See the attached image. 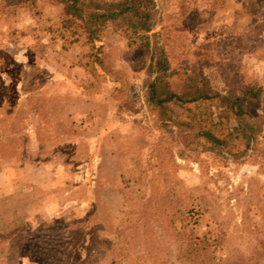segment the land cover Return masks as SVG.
Returning a JSON list of instances; mask_svg holds the SVG:
<instances>
[{
    "label": "rangeland",
    "instance_id": "374dc122",
    "mask_svg": "<svg viewBox=\"0 0 264 264\" xmlns=\"http://www.w3.org/2000/svg\"><path fill=\"white\" fill-rule=\"evenodd\" d=\"M95 1L151 31L0 0V264H264V0Z\"/></svg>",
    "mask_w": 264,
    "mask_h": 264
},
{
    "label": "trees",
    "instance_id": "16d2710c",
    "mask_svg": "<svg viewBox=\"0 0 264 264\" xmlns=\"http://www.w3.org/2000/svg\"><path fill=\"white\" fill-rule=\"evenodd\" d=\"M54 2L61 7L62 17L74 27L71 35H83L88 44L98 41L100 30L107 24H111L117 32L128 39L138 38L140 35L149 33L153 26V23L150 22V12L141 11L139 6L129 1H121L115 4L98 3L95 0H54ZM76 32H81V34L77 35ZM147 47L149 48V45ZM155 53L156 50H152L151 57L153 59ZM166 67L161 57L155 60L154 69L156 71L154 73L156 77L147 83L145 93L146 104L159 111L162 118L165 119L164 121L169 119L165 118L168 113L167 105L173 98L165 89L162 81ZM253 92L252 100L262 99L264 103V91L254 88ZM236 101H242V98H238ZM237 126H244L243 121L238 120ZM251 137L252 133H248V136L245 137L247 144Z\"/></svg>",
    "mask_w": 264,
    "mask_h": 264
}]
</instances>
